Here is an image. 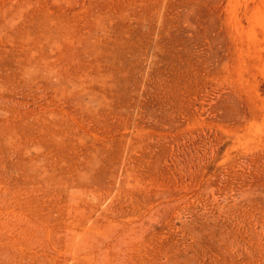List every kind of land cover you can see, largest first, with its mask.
Returning <instances> with one entry per match:
<instances>
[{
	"label": "rangeland",
	"instance_id": "rangeland-1",
	"mask_svg": "<svg viewBox=\"0 0 264 264\" xmlns=\"http://www.w3.org/2000/svg\"><path fill=\"white\" fill-rule=\"evenodd\" d=\"M0 264H264V0H0Z\"/></svg>",
	"mask_w": 264,
	"mask_h": 264
}]
</instances>
